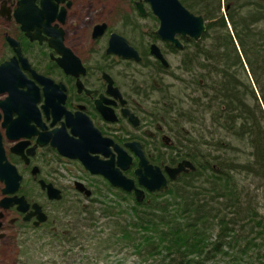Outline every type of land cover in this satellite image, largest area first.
Masks as SVG:
<instances>
[{
    "label": "trees",
    "instance_id": "1",
    "mask_svg": "<svg viewBox=\"0 0 264 264\" xmlns=\"http://www.w3.org/2000/svg\"><path fill=\"white\" fill-rule=\"evenodd\" d=\"M179 1L206 24L200 41H189L178 52L172 50L181 56V75L189 78L182 90L191 89V107L201 111L198 116L202 111L208 113L210 124L222 137L211 144L204 142L209 147L203 149L177 126L179 121L180 125L193 123L192 113L182 114L172 111L173 106L157 103L154 110L159 117L174 125V146L168 148L170 153H158L153 162L174 166L187 159L195 171L180 175L163 193L147 194L140 204L132 194L97 179L103 188L98 190L99 197L104 199L102 194L108 193L116 200L89 199L101 206L98 210L92 205L91 209L73 205L70 219L76 222L83 215L95 221L94 214L101 212L111 244L116 242L152 264H205L223 257L228 259L226 264H264V216L256 197L238 179L244 176L264 182V0ZM132 21L126 16L122 22L129 29ZM134 31L139 33L137 28ZM151 70L156 76L167 72L157 63ZM147 88L156 91L148 83ZM231 142L248 149L250 158L241 163L228 156L236 150ZM123 206L128 218L117 213ZM54 230L41 238L76 241L77 236L70 237L72 229L67 233L61 227Z\"/></svg>",
    "mask_w": 264,
    "mask_h": 264
},
{
    "label": "flooded vegetation",
    "instance_id": "2",
    "mask_svg": "<svg viewBox=\"0 0 264 264\" xmlns=\"http://www.w3.org/2000/svg\"><path fill=\"white\" fill-rule=\"evenodd\" d=\"M86 1L90 2V0H0V71L9 79L11 76L16 77L19 95L21 92L31 93L32 90L38 93L36 109L39 114V117L36 116V119L33 117L35 120L31 121L34 131L28 140L29 145L23 151L28 163H25L21 155L11 151L20 140L8 141L6 128L2 127L4 113L0 107L1 141L9 162L14 166H16L15 164L21 165L28 172L32 168L38 169V174L31 177V181L39 189L43 198L42 203L23 196L30 205L27 213H31L32 205L37 203L46 216V221L35 227V216L25 222L23 220L25 214L17 212L14 207L16 217L11 220V224L21 226L26 232L30 230L31 233L37 235L46 232L49 235L50 232H55L54 228L59 229L60 221H64L67 216L66 213L59 212L66 208L64 193L45 175L43 176L42 172L43 167L51 161L52 156H56L59 161L67 159L60 157L57 148L52 146L50 142L43 146L37 145L30 156L27 155V151L36 145L43 133H53L63 127L66 133L71 136L70 129L65 125V111L70 113L74 119H84L85 117L103 139L110 141V156L105 158L99 155L101 160L112 159L115 168H117L118 151L126 155L129 160L128 162L124 161L123 164L127 167L120 170L127 179L133 180L137 187L139 186L134 172L139 166L140 159L136 152H141L150 165L159 167L164 173V168L168 166L157 165L152 159L157 156L155 153L159 147L171 148L174 146V143L168 144L167 138L161 137L163 130L156 122L152 121L151 124V120L148 121L144 117L140 118L133 107V101L121 90L119 73L131 83L129 79L131 76L139 77L137 75H142L143 71L150 69L156 63L164 68L151 55L152 45L159 49L164 58L166 53L178 54L172 50L177 52L181 50L162 40H159L163 44L162 48L156 43H150L149 40H127L112 31L109 23L100 16L91 17L89 22L83 25L84 30L83 32L80 31L83 40H79V35H74L71 38V31L75 32V29L78 30L79 28L77 25L75 28L71 24L76 23L71 18L75 16L77 11L85 7L84 2ZM99 1L108 3L112 0ZM131 1V14L136 11L140 17H154L146 3L142 2L145 14L141 15L136 8L137 0ZM92 11L96 10L93 9ZM123 26V28L128 29L124 24ZM130 29H133V26ZM112 35L124 39L126 46L118 40H110ZM180 42L185 47L189 41L180 40ZM70 55L77 62L71 60ZM150 58L154 59V64L150 62ZM50 81L54 87L57 86L55 90L52 88L53 86L49 85ZM139 86L137 89L140 90L141 86H144L143 82L139 83ZM49 90L56 92L57 96L55 104L47 105L46 111L44 108L46 106L45 94ZM113 90L120 93L121 99L113 95ZM142 90H145V87ZM147 90L143 94L136 90L135 95L139 99L145 100L148 97H146ZM7 97V94L0 95V102H3ZM60 99H63V103L57 105ZM51 108H57L58 111L60 108H64V114L57 118L59 113L54 114ZM12 118L15 119L16 115L14 114ZM39 121L43 128L37 125ZM144 121H148V128H152L153 134L144 130ZM155 142H158L159 147L155 146ZM150 144L153 145V150H150ZM79 165L86 173L93 176L84 169L81 163ZM50 172L56 174L53 169ZM96 177L104 181L103 178ZM40 181L52 185L54 189L60 192L61 198L59 200L48 199L46 191L40 188ZM76 183L73 184V188H75ZM18 195L21 196L20 191ZM28 237L31 236L28 235Z\"/></svg>",
    "mask_w": 264,
    "mask_h": 264
},
{
    "label": "rangeland",
    "instance_id": "3",
    "mask_svg": "<svg viewBox=\"0 0 264 264\" xmlns=\"http://www.w3.org/2000/svg\"><path fill=\"white\" fill-rule=\"evenodd\" d=\"M131 2V0H112L111 2L108 1V3L99 0L84 2L85 7L77 11L75 16L71 18L72 21L76 22L71 24H73L75 28L76 25L79 28L78 30L75 29V32L71 31L70 37L72 38L74 35H79V40H83V38H81L82 33L80 32L84 30L83 25L88 23L91 17L100 16L109 23L112 31L123 36L127 40H149L150 43H156L162 48L163 44L158 40L155 34L158 29L157 20L154 17H140L136 11L131 14ZM93 9L96 11L93 12ZM126 16H130L133 20V29H131V32L129 29L123 28L122 21ZM136 28L139 32L138 34H134V29ZM166 54L165 58L169 67L166 68L167 72L165 74L156 76L150 68L143 71L142 75H137L139 76L137 78L131 76L129 78L131 83H129V80L123 78L119 73V85L121 90L133 101V107L138 112L140 118L144 117L148 119V121L151 120V124L153 120L157 119V125L163 130L161 137L167 138L168 144L174 143V136L172 134V132L175 131L173 129L174 127H172L174 125L166 122L167 120H165V118L159 117L158 113L154 110L157 103H161V105L166 104V107L173 106L172 111L179 110L182 114L185 112L192 113L193 123H187L185 121L180 125L181 121H179V125L177 126L182 128L187 134H190L192 140L195 142L198 140L203 149H207L209 146L204 144V142L211 144L222 136L218 134L215 128L210 124V116L208 113L203 114L202 111V114L200 113L198 116V113L201 111L194 108L195 106L191 107L189 98L191 96L194 97L192 91H190L191 89L187 86L183 87L185 89L182 90V86H185L184 84H186L185 82L188 81L189 78L186 75H181V56L179 54ZM150 62L153 63L154 59L150 58ZM119 72L121 71L119 70ZM180 79L184 80L183 83L179 81ZM141 82H144V86H141L139 92L142 91L146 83L156 88V91L152 89L148 90L149 97L145 100H141L135 95V91L138 90L137 88L140 87L139 83ZM162 89L163 91H160ZM153 114H155V116ZM172 117L176 120L175 116ZM148 121L143 122L144 130L153 134L152 128H148ZM231 144L236 150L229 152L228 156L234 157L235 160H241V163H244L250 158V151L242 144L236 142H231ZM155 146L159 147L158 142H155ZM149 148L153 150L154 147L150 144ZM152 152L154 153V151ZM157 153H170V150H168L166 146L164 148L159 147L155 154L158 155ZM15 165L23 178L21 194L32 201H39L38 203H42L43 198L41 193L31 181V177H33L31 171L28 172L24 170L21 165ZM43 168V176L45 175L46 178L62 190L65 195L64 202L67 208V216L64 221H60L59 228L65 229L66 233L68 230L71 232L72 229V235L68 234V236H77L75 239L76 241L67 243L60 241V238L55 242L47 239L44 240L41 238L42 234L37 235L31 233L30 230L26 232L18 226L11 224V220L16 217V211L14 209H0V213L3 214V217L5 216L4 219L3 217L0 219V264H152L151 260H141L135 256L134 253L125 251V247H119L116 242L111 244L107 236L110 232L108 230L109 226L106 225L105 218L101 212L98 211L94 214L96 217L95 221H90L88 217L85 219L83 215H80V219L76 222L70 219V209L73 205H82L84 207H89V209H91L90 207L92 205L94 210H98L101 207L98 203H91V200H87L84 196L75 192L73 189V184L75 182L82 183L83 186L90 191V197L93 200L103 201L107 199L108 202L116 200L113 198V195L108 193L106 195L104 193L102 194L105 196L104 199L99 197L100 193L98 190H102L103 188L99 186L97 177L90 176L86 173L76 161H59L56 159V156H52L51 161ZM51 169L55 170L56 174H52V172H50ZM50 174H52V176H50ZM238 179L241 186L248 193L256 197L255 201L256 204H258L259 213L264 216V182H259L256 179L244 176H240ZM2 188L3 184L0 183V201L2 199ZM124 208L125 206L117 213L121 214L120 217L122 218H128V215L123 212L125 210ZM26 234L30 235L32 238L30 237V240L29 238H25ZM23 242H27L25 243L28 245L26 249L22 246ZM225 260L228 261L227 258L223 257L221 260H213L205 264H226Z\"/></svg>",
    "mask_w": 264,
    "mask_h": 264
},
{
    "label": "water",
    "instance_id": "4",
    "mask_svg": "<svg viewBox=\"0 0 264 264\" xmlns=\"http://www.w3.org/2000/svg\"><path fill=\"white\" fill-rule=\"evenodd\" d=\"M142 2L150 7L151 13L159 22L158 30L155 32L157 37L166 43L173 44L178 50H183V44L180 40L198 42L206 31L203 17L190 13L178 0H137L136 8L141 15H144L145 12ZM110 40H118V42L126 46L124 39L117 35H112ZM130 51L132 52L131 49ZM151 55L154 56L164 68L169 67L163 55L155 45L151 46ZM70 56L71 60L77 62L72 55ZM52 84L53 83L50 81L49 85L53 86ZM52 88L55 90L57 86H53ZM4 94H7L8 97L3 102H0V107L4 113L2 127L6 128V136L9 142L20 140L11 151L21 155L25 163H28V159L23 151L29 145L28 140L32 137L34 131L31 121L35 120L36 116L39 117L36 109L38 93L32 90L31 93L21 92L19 95L16 86V77L11 76L9 79L0 71V95ZM46 94V106L44 108L47 111L50 104H55L57 95L56 92L51 90ZM113 95L121 99L120 93L117 90H113ZM63 99H60L57 105L63 103ZM121 103L123 104L124 102L122 101ZM63 109L60 108V111H58L57 108H51L54 114L56 112L59 113L57 118L61 114H64L63 112L65 109ZM14 114L16 115L15 119L12 118ZM65 115V125L70 129L71 136L66 133L63 127L55 130L53 133H43L37 140L36 145L32 147L31 150L27 151L28 156L32 155L33 149H35L37 145L43 146L50 142L52 146L57 148L59 156L68 160L78 161L91 175L101 176L113 188L120 189L125 193H134L137 203H142L144 201V191L148 193H161L168 189L169 181H175L181 174H188L189 172L195 171V166L190 161H182L176 167H165L163 173L159 167L150 165L141 152H136L140 162L134 175L138 186L143 188V190L137 188L134 181L127 179L120 170L126 169L127 167V165L123 164L124 161L128 162L129 160L126 155L118 151L117 168H115L112 159L107 161L101 160L99 155L105 158L110 156V141L103 139L100 134L93 129L91 123L85 117L84 119H74L72 115L66 111ZM33 117H35V119H33ZM37 125L43 128L40 121L37 122ZM51 134L57 135L51 138L53 136H51ZM37 174L38 169L32 168L31 175L34 177ZM22 180L23 178L19 174L16 166L8 160L0 135V183L3 184V188L1 189L3 198L0 201V209L9 210L15 207L17 212L25 214L23 219L25 222L35 216L36 222L34 226L37 227L46 221V216L37 203L32 205V212L27 213L30 205L24 196L18 195ZM39 185L42 190L46 191L48 199L59 200L61 198L60 192L54 189L52 185L45 184L43 181H40ZM75 189L80 193H84L87 198L91 196L90 191L81 183H76ZM2 217L3 215L0 214V219Z\"/></svg>",
    "mask_w": 264,
    "mask_h": 264
},
{
    "label": "bare ground",
    "instance_id": "5",
    "mask_svg": "<svg viewBox=\"0 0 264 264\" xmlns=\"http://www.w3.org/2000/svg\"><path fill=\"white\" fill-rule=\"evenodd\" d=\"M179 1V0H178ZM180 2V1H179ZM181 3V2H180ZM182 4V3H181ZM183 6V5H182ZM185 9H187L185 6H183ZM188 10V9H187ZM189 11V10H188ZM223 11V10H222ZM190 12V11H189ZM192 13V12H190ZM224 13V12H223ZM193 14V13H192ZM206 32V31H205Z\"/></svg>",
    "mask_w": 264,
    "mask_h": 264
}]
</instances>
